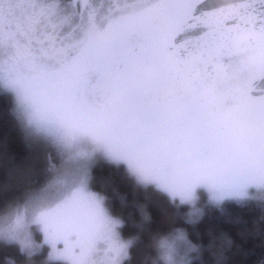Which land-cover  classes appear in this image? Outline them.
Wrapping results in <instances>:
<instances>
[{"label":"snow or ice","instance_id":"6c2138e0","mask_svg":"<svg viewBox=\"0 0 264 264\" xmlns=\"http://www.w3.org/2000/svg\"><path fill=\"white\" fill-rule=\"evenodd\" d=\"M98 38L109 57L95 80L78 57L73 64L79 88L100 89L103 99L69 92L33 102L23 114L34 134L56 141L85 133L172 200H193L198 186L216 200L264 188V0H0V44L11 41L17 54L63 60ZM2 82L20 103L29 99L19 79ZM82 201L113 230L118 222L87 190L86 174L36 217L49 255L68 264H81L97 242ZM65 215L76 223H63ZM24 242L32 243L27 234ZM122 246L111 242L108 251L118 255Z\"/></svg>","mask_w":264,"mask_h":264},{"label":"clouds","instance_id":"9594fccd","mask_svg":"<svg viewBox=\"0 0 264 264\" xmlns=\"http://www.w3.org/2000/svg\"><path fill=\"white\" fill-rule=\"evenodd\" d=\"M85 174L88 180V161L69 134L56 141L42 138L37 149L30 152L22 166L6 165L0 160V244H16L24 257L18 260L13 256H5L0 264H50L55 259L49 255V250L40 255L46 241L36 217L44 209L55 207L65 197L64 189L70 180L74 181L76 187ZM30 190L39 191V195H27ZM94 194L100 199L107 217L118 222L113 225L114 230L122 221L104 203L103 194ZM198 197L197 193L193 200L179 201L188 205L183 212L179 204L173 205L172 214L181 217L184 223L174 224L165 231L149 232L145 251L135 259L132 248L139 239L138 234L122 238L123 246L119 254L113 256L108 251V239L113 230L109 229L104 219L82 217L89 230L97 236V242L81 264H226V252L232 246L233 237L227 231L216 230L211 226L201 233L197 226L204 217L206 206L194 204ZM221 202L208 197V203L213 206L220 207ZM17 218L20 223L14 224ZM5 221L16 227V236L9 235L3 226ZM62 222L74 224L76 220L71 215H65ZM32 225L41 231L40 240L35 239ZM25 234L32 241L30 246L24 242ZM205 235L207 239H204Z\"/></svg>","mask_w":264,"mask_h":264},{"label":"trees","instance_id":"16d2710c","mask_svg":"<svg viewBox=\"0 0 264 264\" xmlns=\"http://www.w3.org/2000/svg\"><path fill=\"white\" fill-rule=\"evenodd\" d=\"M38 145L39 142L26 134L14 112L12 94L0 87V160L6 165L22 166ZM93 174L94 186L104 195L112 214L122 220L121 237L139 235L132 248L134 259L145 251L149 232L165 231L174 224L184 223L172 213L173 205L179 204L183 212L186 204L169 199L152 184L137 182L125 164L100 160L93 167ZM210 226L223 229L233 237L232 246L226 252V264H264V199L226 198L220 207L209 204L197 227L204 233ZM5 256L24 258L14 243L0 244V260ZM55 264L68 263L57 261Z\"/></svg>","mask_w":264,"mask_h":264},{"label":"rangeland","instance_id":"374dc122","mask_svg":"<svg viewBox=\"0 0 264 264\" xmlns=\"http://www.w3.org/2000/svg\"><path fill=\"white\" fill-rule=\"evenodd\" d=\"M209 3L219 4L231 2V0H207ZM17 36L20 39L19 33ZM106 51V56H103L104 64L109 57V49L106 45L103 38H98L95 41H84L81 43L75 51L70 53V55L63 60H53V59H42L37 62L36 60L30 59L22 54H17L15 47L12 42L0 44V87L4 90L9 91L13 96V110L18 116L21 125L26 132V134L31 138V140L40 142L42 137L34 134L29 126L25 123L23 110L26 106H31L33 102L39 104L41 100L53 96L58 93L68 94L69 92L74 96L79 98L81 95H86L89 99V103H99L101 100H96L92 94H89V91L86 93L84 90L79 88V79L80 71L78 67L73 64V57H78L81 64L86 65L89 62L90 58L98 51ZM89 60V61H88ZM101 64V65H102ZM99 65L91 67L89 69V75L98 67ZM10 75L19 79L22 84L25 86L27 95L29 99L20 103L17 99L15 92L4 86L2 82V77ZM95 92V91H94ZM70 138L75 142L76 147L82 154V156L88 161V180H87V190L94 193H100L98 189L94 186L95 177L93 174V167L100 160H107L116 163H123L121 160L114 159L108 156L102 149L95 146L91 137L85 133L80 132H69ZM126 166V165H125ZM127 170L134 176L135 180L141 184H152L149 181H144L138 179L137 175L132 172L127 166ZM153 185V184H152ZM74 181H69L65 186L64 196L71 194L72 189L74 188ZM154 186V185H153ZM197 192L199 197L194 201L195 205L206 206L209 205L208 197L209 194L203 186H198ZM102 194V193H100ZM246 197L255 198V199H264V188H257L256 186H249V194L244 197H229L236 199H244ZM226 199V198H225ZM224 200V199H223ZM222 200V201H223ZM179 203V200H175ZM106 204V202L104 201ZM188 205L186 204V209ZM185 209V210H186ZM80 216L93 218L92 206L87 201H82L80 205ZM119 218V217H118ZM120 219V218H119ZM62 220V218H61ZM121 220V219H120ZM122 221V220H121ZM122 223V222H121ZM121 223L115 226L112 234L108 239V243L115 242L120 243L122 237L120 235V225ZM32 231L34 233L35 239H41V231L36 225H32ZM133 236V235H132ZM98 243L103 244L104 241H98ZM49 244L45 242L43 244V252L40 253L42 256L44 252L49 250ZM57 261H66L63 259H53L50 264H55Z\"/></svg>","mask_w":264,"mask_h":264},{"label":"flooded vegetation","instance_id":"af4514ba","mask_svg":"<svg viewBox=\"0 0 264 264\" xmlns=\"http://www.w3.org/2000/svg\"><path fill=\"white\" fill-rule=\"evenodd\" d=\"M103 56H106V51L100 50V51L96 52L89 59L90 61L88 60L89 62H87L86 66L89 68H91V67L95 68V66L101 65L103 63V59H102ZM89 76L91 79L95 80V72L91 73ZM89 94L91 96L93 94V96L96 100H99V99L102 100L103 96H104L103 91L100 89L95 90V92L90 90ZM87 100H89V99L87 98Z\"/></svg>","mask_w":264,"mask_h":264}]
</instances>
